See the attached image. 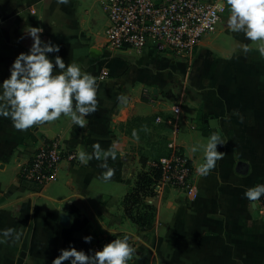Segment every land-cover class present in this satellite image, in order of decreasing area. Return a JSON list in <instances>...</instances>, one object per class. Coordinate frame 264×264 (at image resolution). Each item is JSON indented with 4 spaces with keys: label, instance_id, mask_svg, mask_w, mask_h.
I'll return each instance as SVG.
<instances>
[{
    "label": "crops",
    "instance_id": "0c3cea01",
    "mask_svg": "<svg viewBox=\"0 0 264 264\" xmlns=\"http://www.w3.org/2000/svg\"><path fill=\"white\" fill-rule=\"evenodd\" d=\"M229 15L188 57L137 54L106 47L107 21L99 0H0V85L16 57L29 52L28 27L41 28V40L59 46V53L47 54L53 63L59 55L66 66L78 64L98 83V109L86 117L84 128L61 116L18 131L0 116V264H52L70 246L93 255L95 240L115 231L134 242L129 264H264V208L244 198L248 188L264 182V56L259 42L226 27ZM58 71L54 68V74ZM157 116L180 122L177 141L191 162L198 193L192 198L184 189L166 186L146 197L155 215L150 228L139 231L123 216L122 204L144 151L141 137L132 133L158 127L168 138L170 125L157 123ZM135 117L152 120L145 126L133 122L126 132L125 124ZM214 132L226 141L217 146L225 155L202 177L196 168ZM53 137L77 155L92 153L94 144L107 150L115 142L117 159L108 160L115 175L103 181L102 161L93 159L87 165L62 161L57 180L44 186L19 177L20 166ZM9 229L14 231L5 238ZM86 236L91 243L84 242Z\"/></svg>",
    "mask_w": 264,
    "mask_h": 264
},
{
    "label": "clouds",
    "instance_id": "9594fccd",
    "mask_svg": "<svg viewBox=\"0 0 264 264\" xmlns=\"http://www.w3.org/2000/svg\"><path fill=\"white\" fill-rule=\"evenodd\" d=\"M68 0H58L66 4ZM229 17L226 27L234 34L243 33L245 38L253 43L259 42L258 51L264 56V0H226ZM31 37L33 43L28 53H20L10 68V77L0 85V116L9 118L13 127L18 131H27L33 127L43 126L55 122L61 116L68 117L71 122L80 127H86V117L98 109L97 90L98 83L94 76L83 73L76 63L67 66L63 59L55 56V62L47 54L59 53L60 48L51 42L41 40L43 30L39 27H28L24 30ZM245 52L249 51L244 46ZM54 68L59 71L54 74ZM122 103L127 98L119 97ZM145 132L147 128L143 129ZM133 138L139 139L137 130H133ZM226 141L221 134L214 132L204 146V162L196 168L198 175L204 177L216 167L217 161L223 159L224 153L217 150L218 145ZM93 152L81 151L78 160L87 165L91 160L102 161L100 167L105 169L101 179L110 181L115 170L108 165V160L117 159L116 143L104 150L99 144H94ZM192 151H197L196 147ZM264 196V184L248 188L244 192L252 205ZM14 230H5L3 236L8 238ZM112 234V233H111ZM113 235V234H112ZM19 239V234L16 235ZM85 243H91L92 237L83 238ZM135 249L129 243V237L114 239L103 246L102 250L87 255L70 246L61 249L52 264H129L133 259Z\"/></svg>",
    "mask_w": 264,
    "mask_h": 264
},
{
    "label": "built area",
    "instance_id": "2783aa9c",
    "mask_svg": "<svg viewBox=\"0 0 264 264\" xmlns=\"http://www.w3.org/2000/svg\"><path fill=\"white\" fill-rule=\"evenodd\" d=\"M99 1L107 21L104 30L106 47L111 51L132 50L137 54L148 50L188 57L203 36L216 31L222 17L229 11L226 0ZM106 76L107 71L103 69L101 77ZM179 112L180 106L175 105L173 113ZM155 121L169 124L170 129L165 143L166 153L147 162V167L160 170L153 185L154 195L169 186L184 189L190 197H196L198 189L191 181V162L177 141L182 131L180 122L164 121L160 116ZM62 161H78L77 152L67 148L59 137L47 139L20 166L19 177L39 186L47 185L57 180ZM259 203L264 208V196ZM124 235L129 237V243L134 247L130 235L115 231L97 238L93 248L102 250L105 244L122 239Z\"/></svg>",
    "mask_w": 264,
    "mask_h": 264
},
{
    "label": "trees",
    "instance_id": "16d2710c",
    "mask_svg": "<svg viewBox=\"0 0 264 264\" xmlns=\"http://www.w3.org/2000/svg\"><path fill=\"white\" fill-rule=\"evenodd\" d=\"M151 120V118L135 117L125 124V126H127L126 132L130 131L128 128L131 127L133 122L135 126L140 125V123H143L145 126V124H149ZM123 126L124 125H122V127ZM166 128L169 131L168 125H166ZM160 138L158 142L156 141L154 143L155 147H158L156 149L157 153L150 159H158L166 153L165 143L167 138L165 136H161ZM150 159L147 155H144V153L140 154L139 161L141 163V169L135 176L133 187L122 200L123 216L133 222L139 231L150 228L155 215V207L151 203H148L145 198L154 195L153 185L160 175V170L157 167H147V162Z\"/></svg>",
    "mask_w": 264,
    "mask_h": 264
},
{
    "label": "rangeland",
    "instance_id": "374dc122",
    "mask_svg": "<svg viewBox=\"0 0 264 264\" xmlns=\"http://www.w3.org/2000/svg\"><path fill=\"white\" fill-rule=\"evenodd\" d=\"M80 3L83 2V0H77ZM88 2L92 1V0H85ZM82 7L84 5H81ZM221 26V24L219 25V27ZM212 35V34H210ZM213 36V35H212ZM206 37H202V39H205ZM152 135H150V134ZM182 133V131H181ZM163 134V131H161L160 128L156 127V129L153 130H148L146 133L142 132V133H138V135L141 137L142 139V144L143 146H141L140 148L144 149L143 153L144 155H147L148 158H153L154 154L157 153V148L155 147L154 143L157 141H159L161 138V135ZM142 153V152H141Z\"/></svg>",
    "mask_w": 264,
    "mask_h": 264
}]
</instances>
